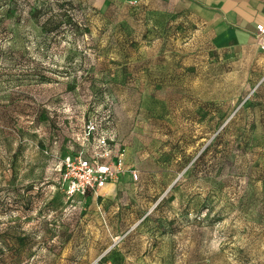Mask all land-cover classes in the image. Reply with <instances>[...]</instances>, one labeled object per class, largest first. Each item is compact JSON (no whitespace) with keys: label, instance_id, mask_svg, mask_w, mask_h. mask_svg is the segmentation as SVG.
<instances>
[{"label":"rangeland","instance_id":"1","mask_svg":"<svg viewBox=\"0 0 264 264\" xmlns=\"http://www.w3.org/2000/svg\"><path fill=\"white\" fill-rule=\"evenodd\" d=\"M217 26L192 0H0V264H264V40ZM95 117L131 173L68 198L60 140Z\"/></svg>","mask_w":264,"mask_h":264},{"label":"built area","instance_id":"2","mask_svg":"<svg viewBox=\"0 0 264 264\" xmlns=\"http://www.w3.org/2000/svg\"><path fill=\"white\" fill-rule=\"evenodd\" d=\"M256 34L263 40V24L257 25ZM262 48L264 50V43ZM83 129V136L76 138L79 146L68 145L58 164L61 189L68 198L87 199V193L96 198L109 183L131 173L127 168L125 149L112 131L101 128L95 118L84 122ZM132 176L137 179V172L133 171Z\"/></svg>","mask_w":264,"mask_h":264},{"label":"crops","instance_id":"3","mask_svg":"<svg viewBox=\"0 0 264 264\" xmlns=\"http://www.w3.org/2000/svg\"><path fill=\"white\" fill-rule=\"evenodd\" d=\"M218 17L215 42L219 46L247 44L264 25V0H192ZM264 40V38H263Z\"/></svg>","mask_w":264,"mask_h":264},{"label":"trees","instance_id":"4","mask_svg":"<svg viewBox=\"0 0 264 264\" xmlns=\"http://www.w3.org/2000/svg\"><path fill=\"white\" fill-rule=\"evenodd\" d=\"M110 114V111L108 112ZM107 117H110V115H108ZM96 118V117H95ZM96 120L98 121L99 125L101 128H105L103 127L101 124H102V120L100 119H97ZM61 144H62V147L60 148V152L61 154L63 155L64 153L67 152V146L70 145V144H74L75 146H79L78 142L76 141V139H73L72 137H66V138H63L60 140ZM63 151V152H62ZM127 168L129 169L128 167V164H127ZM66 196V195H65ZM100 196V195H99ZM99 196L96 197V199L99 198ZM87 198H92V195L91 193H87Z\"/></svg>","mask_w":264,"mask_h":264}]
</instances>
